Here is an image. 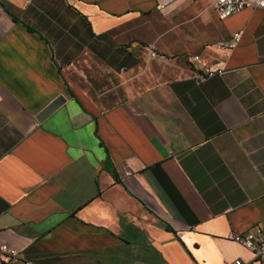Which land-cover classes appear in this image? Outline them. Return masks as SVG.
Wrapping results in <instances>:
<instances>
[{"label": "crops", "instance_id": "obj_1", "mask_svg": "<svg viewBox=\"0 0 264 264\" xmlns=\"http://www.w3.org/2000/svg\"><path fill=\"white\" fill-rule=\"evenodd\" d=\"M211 3L0 0L1 243L39 264H253L225 236L264 232V9Z\"/></svg>", "mask_w": 264, "mask_h": 264}, {"label": "built area", "instance_id": "obj_2", "mask_svg": "<svg viewBox=\"0 0 264 264\" xmlns=\"http://www.w3.org/2000/svg\"><path fill=\"white\" fill-rule=\"evenodd\" d=\"M157 8H164L177 0H153ZM212 8L218 18H226L230 14L238 12L244 8H261L264 9V0H212ZM241 31H235L230 38L223 42L222 45L227 49L236 46L240 39ZM197 59V56H193ZM203 74L201 78L213 73H222V69L218 66H203ZM227 239L237 242L253 254V264H264V232L254 226L251 230L241 233L228 232L225 236ZM235 264H239V260H234ZM0 264H39L32 259L21 255L15 248L0 242Z\"/></svg>", "mask_w": 264, "mask_h": 264}, {"label": "water", "instance_id": "obj_3", "mask_svg": "<svg viewBox=\"0 0 264 264\" xmlns=\"http://www.w3.org/2000/svg\"><path fill=\"white\" fill-rule=\"evenodd\" d=\"M62 103V97L57 96L51 102H49L36 116V119L42 120L45 118L49 113H51L54 109H56Z\"/></svg>", "mask_w": 264, "mask_h": 264}, {"label": "rangeland", "instance_id": "obj_4", "mask_svg": "<svg viewBox=\"0 0 264 264\" xmlns=\"http://www.w3.org/2000/svg\"><path fill=\"white\" fill-rule=\"evenodd\" d=\"M189 24H190V22H189V23H184V24L182 25V29H183V30H186V29L189 30V26H190ZM188 32H189V31H188Z\"/></svg>", "mask_w": 264, "mask_h": 264}]
</instances>
